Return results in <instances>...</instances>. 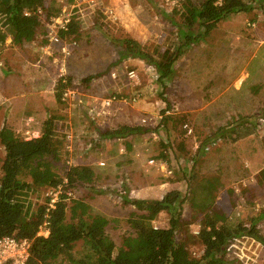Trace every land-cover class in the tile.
I'll return each mask as SVG.
<instances>
[{"label":"rangeland","instance_id":"rangeland-1","mask_svg":"<svg viewBox=\"0 0 264 264\" xmlns=\"http://www.w3.org/2000/svg\"><path fill=\"white\" fill-rule=\"evenodd\" d=\"M174 1L46 0L51 11L59 12L46 22L37 40L15 47L7 37L0 50V98L15 97L12 104L0 101V131L6 125L18 137L31 140L26 138L33 139L49 116H61L58 172L63 175L69 161L93 168L97 180L92 190L68 191L63 186L60 196L71 192L68 204L80 200L92 215L107 219V233L117 246L129 233L127 223L136 212L124 199L159 200L172 190L185 194L182 172L193 166L191 160L200 178L217 180L216 212L250 226L264 210V176L260 173L264 170V6L222 21L207 39L180 57L171 79L161 85L152 66L136 59L121 60L122 49L115 42L128 38L149 52L165 50L175 39L176 29L169 19ZM65 14L81 20L77 49L67 58L50 44L49 35L46 45L41 36L56 33V21ZM62 67L84 102L73 109L60 105L54 95ZM130 71L137 76L135 86L128 82ZM89 77L95 78L85 86L83 80ZM111 95L138 99L135 104L115 106L99 119L90 118L87 103ZM144 118L153 121L145 125ZM243 120L255 130L249 137L237 138L243 135ZM125 125L143 126L151 132L126 139L100 136ZM220 128L226 129L227 138L200 152ZM238 130V136L231 134ZM68 137H73L72 151L66 148ZM161 154L167 159H156ZM4 159L0 141V181ZM51 191L41 189L30 196L34 210L47 202ZM70 218L68 214V224ZM194 221L190 231L196 236L200 228ZM153 225L168 227V217L161 214ZM257 225L264 238V220ZM42 234L46 235L45 230ZM189 247L193 257L202 256V245ZM81 250L79 243L75 252ZM226 258L228 264H264V244L243 237L230 245ZM64 261L61 258L55 264H68Z\"/></svg>","mask_w":264,"mask_h":264},{"label":"trees","instance_id":"trees-1","mask_svg":"<svg viewBox=\"0 0 264 264\" xmlns=\"http://www.w3.org/2000/svg\"><path fill=\"white\" fill-rule=\"evenodd\" d=\"M263 6L264 0H204L199 4L192 0H177L169 18L176 29L175 39L165 50L155 48L149 52L128 38L115 43L122 49L121 60L136 59L152 66L158 75L157 81L165 85L174 74L180 57L191 46L207 39L222 21ZM27 12L30 16L25 15ZM58 12L57 9L51 11L46 0H0V50L7 37L15 47L34 43L46 22L49 23ZM80 23L81 20L73 17L66 30L59 31V38L69 43L77 40ZM41 36L43 45H46L48 33ZM94 78L83 80V84L87 86ZM70 88H75L71 76L57 81L54 95L58 103L61 104L64 92ZM61 120V116H49L41 126L39 138L31 140L18 137L6 125L0 131V141L5 150L0 181V237L31 243L26 264H55L61 258L68 264H228L226 254L235 240L247 237L264 244L257 225L258 221L264 220V210L250 226L216 212L217 180L200 178L195 171V160H191L193 166L180 171L187 185L185 194L181 190H172L159 200L124 199L125 204L134 207L136 212L128 220L129 233L123 237L120 246L107 233L108 220L92 215L89 206L80 200L68 204L67 196L63 195L49 213V200L34 210L30 196L41 189H57L63 185L68 191L92 190L96 184L97 174L89 166H74L63 175L58 172L62 144L57 135V125ZM245 125L247 122L243 120L242 136H238L239 130L231 134L237 138L251 136L255 128ZM149 132L151 130L143 126L125 125L100 136L126 139ZM227 136L225 128L218 129L205 141L200 152L204 153L208 145ZM126 149L131 150L129 143ZM156 159L167 157L161 154ZM260 173L264 176V170ZM64 179L67 184H64ZM68 214L71 215L69 224L66 222ZM161 214L168 217L166 228L153 225ZM194 220L200 228L196 236L190 231ZM45 224L49 235L39 236ZM79 243L82 250L75 252ZM193 243L203 247L199 259L190 251L189 246Z\"/></svg>","mask_w":264,"mask_h":264},{"label":"built area","instance_id":"built-area-1","mask_svg":"<svg viewBox=\"0 0 264 264\" xmlns=\"http://www.w3.org/2000/svg\"><path fill=\"white\" fill-rule=\"evenodd\" d=\"M177 3V0L173 2V6H175ZM41 14V12L39 11ZM26 16H30V13H25ZM72 15L65 14L63 17H58L56 23H57V32L49 35V42L53 46H58L60 48V53L64 57H69L71 55V50L77 49V42L72 41L71 43H66L63 40L59 38V31L66 30L67 26L69 25L70 21L72 20ZM64 67L60 69V75L57 80H55V85L57 81L60 78L65 77L64 76ZM112 77L115 79L117 78V74H112ZM127 79L128 82H130L133 86H135V82L137 81V76L134 71H130L127 73ZM54 85V87H55ZM138 97L137 96H129V97H121L117 95H111L106 98H93L91 102L87 103V106L90 108L89 113L90 118L93 120L101 118L103 115H109L112 109L117 105H131L135 104L137 102ZM61 103L63 106H67L70 109H73L79 105H82L84 102L81 100L80 93L76 88H70L67 89L63 96ZM86 106V105H85ZM153 119L151 118H144L142 120L143 124H148ZM187 128V126H186ZM191 133V130L189 131ZM68 145L67 150L72 151V139L73 137H68ZM153 164V161L150 162ZM67 164V170L74 167L69 161L66 162ZM64 184H67V180L64 179ZM63 185L59 186L57 189H51L50 196L48 198V210L49 213L51 210L55 209V205L59 202L62 192ZM65 187V186H64ZM67 195V201H69L72 198V193H66ZM47 224L44 225V227L41 229L39 236L48 237L49 232L48 229H46ZM46 232V235H43L42 232ZM30 250H31V243L28 240H18L13 237H0V264H26L28 262V259L30 257Z\"/></svg>","mask_w":264,"mask_h":264},{"label":"crops","instance_id":"crops-1","mask_svg":"<svg viewBox=\"0 0 264 264\" xmlns=\"http://www.w3.org/2000/svg\"><path fill=\"white\" fill-rule=\"evenodd\" d=\"M10 41H11V40H10ZM50 90H51V89H48V92H49ZM14 98H15L14 96L3 95V97L0 98V101H1L2 103H3V102H9L10 104H12ZM50 99H51V98H50ZM50 99H49V100H50ZM60 105H61V104H60ZM30 121H32V119H29V120H28L27 125H28V123H29ZM39 136H40V132H37V133H35V136L33 137V139L39 138ZM26 139H32V138H26Z\"/></svg>","mask_w":264,"mask_h":264}]
</instances>
